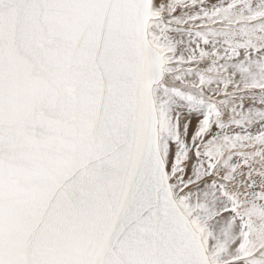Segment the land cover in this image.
I'll list each match as a JSON object with an SVG mask.
<instances>
[{
  "label": "snow or ice",
  "instance_id": "6c2138e0",
  "mask_svg": "<svg viewBox=\"0 0 264 264\" xmlns=\"http://www.w3.org/2000/svg\"><path fill=\"white\" fill-rule=\"evenodd\" d=\"M0 264H264V0H0Z\"/></svg>",
  "mask_w": 264,
  "mask_h": 264
}]
</instances>
